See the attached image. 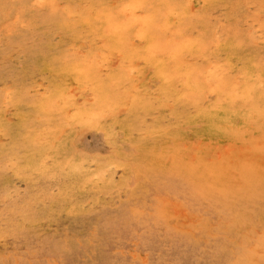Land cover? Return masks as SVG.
<instances>
[{
	"label": "rangeland",
	"instance_id": "1",
	"mask_svg": "<svg viewBox=\"0 0 264 264\" xmlns=\"http://www.w3.org/2000/svg\"><path fill=\"white\" fill-rule=\"evenodd\" d=\"M0 264H264V0H0Z\"/></svg>",
	"mask_w": 264,
	"mask_h": 264
},
{
	"label": "bare ground",
	"instance_id": "2",
	"mask_svg": "<svg viewBox=\"0 0 264 264\" xmlns=\"http://www.w3.org/2000/svg\"><path fill=\"white\" fill-rule=\"evenodd\" d=\"M254 65H255V64H254ZM191 78H192V77H191ZM219 81H220V80H219ZM219 81H218V82H219ZM206 83H207V82H206ZM262 85H263V84H262ZM221 95H222V94H221ZM249 101H250V100H249Z\"/></svg>",
	"mask_w": 264,
	"mask_h": 264
}]
</instances>
